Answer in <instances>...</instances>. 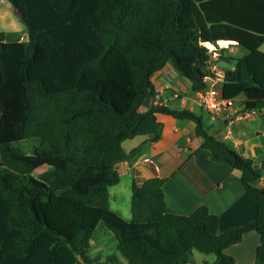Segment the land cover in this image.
<instances>
[{
    "label": "trees",
    "instance_id": "1",
    "mask_svg": "<svg viewBox=\"0 0 264 264\" xmlns=\"http://www.w3.org/2000/svg\"><path fill=\"white\" fill-rule=\"evenodd\" d=\"M10 1L28 37L10 41L0 31V264H190L194 249L214 253L215 264H236L226 248L248 231L259 234L255 260L264 264V160L257 169L206 128L203 114L165 104L141 110L168 60L195 92L207 86L211 66L226 61L223 95H243L239 112L264 117V0ZM221 40L247 51L218 52ZM159 113L194 121L211 158L241 170L259 203L253 221L218 233L219 217L205 204L168 212L158 176L133 181L130 219L111 208L110 188L121 177L107 169L137 150L126 152L125 139L161 138ZM46 159L65 166L35 175ZM101 221L119 254L89 255Z\"/></svg>",
    "mask_w": 264,
    "mask_h": 264
},
{
    "label": "crops",
    "instance_id": "2",
    "mask_svg": "<svg viewBox=\"0 0 264 264\" xmlns=\"http://www.w3.org/2000/svg\"><path fill=\"white\" fill-rule=\"evenodd\" d=\"M6 27L3 31L7 40H24L28 37L27 28L17 25L16 22ZM232 46L236 45L230 47ZM152 81L156 96H147L141 104V110L146 111L154 104H165L195 112L198 105L201 114L208 118L205 126L210 132L230 143L240 153L251 156L257 169L262 167L264 158L257 163L253 153L256 149L254 144H257L258 148L264 147L263 122L256 119L251 121L256 126L255 134L263 136L260 142L254 141L250 148L238 141V138L244 139V127L247 128L246 125L242 127L239 121L260 115L239 112L241 107L238 102L244 98L243 95L225 110L219 113L210 112L202 106L198 91L192 90L191 80L177 69L172 60H168L153 74ZM158 119L164 123L163 134L159 140L152 141L151 134H139L125 139L123 147L126 152L135 148L137 150L130 158L121 160L107 169L117 170L121 177L120 182L110 188V198L114 197L118 205L116 208L112 207L110 200L111 208L130 219L131 209H128V205L125 206V213L119 207L121 192L124 190V186L119 185L123 184L125 179L131 189L133 181L142 185L148 178L158 176L165 179L163 190L168 212L190 214L205 204L210 212L219 217L218 233L253 221L259 203L247 193L240 179L241 170L211 158V151L201 146L194 121L164 113H159ZM262 173L264 174V170ZM263 179L264 175L261 174L259 185H262ZM259 242V234L256 231H248L241 241L227 247L226 252L235 257L236 264H256L255 256ZM190 264H200V261L195 257L193 260L190 258Z\"/></svg>",
    "mask_w": 264,
    "mask_h": 264
},
{
    "label": "rangeland",
    "instance_id": "3",
    "mask_svg": "<svg viewBox=\"0 0 264 264\" xmlns=\"http://www.w3.org/2000/svg\"><path fill=\"white\" fill-rule=\"evenodd\" d=\"M0 10H1V16H0V31L1 30H6V26H11L12 23H15L17 25L22 26L23 28L26 29V24L25 22L21 19L19 14L16 12L14 5L10 0H0ZM7 24V25H6ZM210 49H215L214 45H208ZM218 49L217 51L220 52V48L222 47H228L227 52L226 49L224 50V53L228 56H242L245 54L247 49L244 46L241 45H236V46H225L221 43L218 44ZM261 49L264 50V44L261 46ZM219 68H223L226 65H231V63H228L226 61H220L216 63ZM195 112L198 114H201L200 107L197 105ZM206 113V112H204ZM252 119H256L259 122H263V130H264V117L262 115L256 116L254 118H245L239 121V124L243 127V125H246L247 128L244 127V131L246 133V136L242 137V139L238 138V141L241 142V145H245L251 148L252 143L255 142H260L262 140L263 136H257L254 132V127H256L252 123ZM208 118L205 116L204 117V124L207 126ZM251 122V123H250ZM38 144V142L33 141V140H26L25 144L28 145L29 147L33 146L34 144ZM256 149L254 150V155L256 156V162H260L264 158V147L258 148L257 144ZM252 150V149H251ZM55 166H60L64 167L65 166V161H58L54 159H46L45 163L35 170V175H39L42 173L44 170H47L49 168L55 167ZM261 168V167H260ZM259 168V169H260ZM264 169H262L263 171ZM261 171V174L264 175ZM123 184H120L119 186H124V190L121 192V198L119 199V207L123 213H125V206L128 205V209H131V189L129 184L127 185L125 182V179H123ZM128 186V187H127ZM127 187V188H125ZM112 201V207L116 208L118 205L116 203V200L114 197L110 198ZM130 214V213H129ZM129 218L130 215H129ZM89 255H96L97 253H103L104 255H109V254H119L117 250V238L116 236L105 226V224L101 221L97 228L95 229L94 235L92 236L91 239V248L88 251ZM193 257L191 255L192 260L195 258H198L200 261V264H215L216 260V255L214 253H206V252H201L199 250L194 249L193 250ZM121 261L125 262L124 257H120ZM76 264H85L83 262H77Z\"/></svg>",
    "mask_w": 264,
    "mask_h": 264
},
{
    "label": "built area",
    "instance_id": "4",
    "mask_svg": "<svg viewBox=\"0 0 264 264\" xmlns=\"http://www.w3.org/2000/svg\"><path fill=\"white\" fill-rule=\"evenodd\" d=\"M217 52L213 53L216 56ZM224 71L214 63L211 66V73L205 76L207 86L204 89L198 90L200 102L202 106L210 112H221L226 108L232 106L235 102V98H227L222 92V82L224 79ZM251 113V112H246ZM253 113H256L253 111ZM158 170L159 167H158ZM264 185V179L262 181Z\"/></svg>",
    "mask_w": 264,
    "mask_h": 264
},
{
    "label": "bare ground",
    "instance_id": "5",
    "mask_svg": "<svg viewBox=\"0 0 264 264\" xmlns=\"http://www.w3.org/2000/svg\"><path fill=\"white\" fill-rule=\"evenodd\" d=\"M220 43L223 44V45H225V46H227V45H229L231 42L228 41V40H221ZM208 45H211V46H212L213 44L208 43Z\"/></svg>",
    "mask_w": 264,
    "mask_h": 264
}]
</instances>
